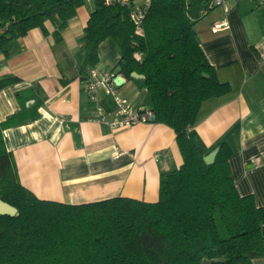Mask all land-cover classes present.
<instances>
[{
    "label": "trees",
    "instance_id": "obj_1",
    "mask_svg": "<svg viewBox=\"0 0 264 264\" xmlns=\"http://www.w3.org/2000/svg\"><path fill=\"white\" fill-rule=\"evenodd\" d=\"M85 1L0 0V51L7 54L10 42L32 28L46 33V21L60 41ZM92 1L80 73L86 76L97 63L99 44L113 39L120 50L118 73L144 76L152 121L174 131L182 164L160 174L155 202L39 199L19 182L1 133L37 118L35 101L0 123V200L18 211L0 215V264H253V257L264 255V207L252 195L237 193L228 167L232 152L224 141L200 153L188 136L201 104L230 91L200 48L187 16L191 0H151L143 36L134 34L128 7ZM17 80L0 77V90ZM214 149L213 164H205L203 156Z\"/></svg>",
    "mask_w": 264,
    "mask_h": 264
},
{
    "label": "crops",
    "instance_id": "obj_2",
    "mask_svg": "<svg viewBox=\"0 0 264 264\" xmlns=\"http://www.w3.org/2000/svg\"><path fill=\"white\" fill-rule=\"evenodd\" d=\"M195 1L187 16L218 80L230 91L201 104L188 136L200 153L224 141L232 152L228 167L237 193L252 195L256 206L264 207V5L226 0L225 10L200 0L190 9ZM92 8V0L78 7L58 42L46 21V33L32 28L10 42L7 54L0 51V77L18 78L0 90V123L39 103L37 118L2 129L3 142L19 182L39 199L75 205L112 197L155 202L160 174L182 164L175 133L156 121L119 130L89 121L94 106L80 68ZM214 23L223 27L214 32ZM97 56L92 68L118 73L120 50L113 39L99 44ZM118 75L123 80L118 94L149 108L144 81ZM98 103L105 110L116 108L102 93ZM252 262L264 264V255Z\"/></svg>",
    "mask_w": 264,
    "mask_h": 264
},
{
    "label": "built area",
    "instance_id": "obj_3",
    "mask_svg": "<svg viewBox=\"0 0 264 264\" xmlns=\"http://www.w3.org/2000/svg\"><path fill=\"white\" fill-rule=\"evenodd\" d=\"M241 1V0H236ZM255 1L264 5V0ZM151 0H105V4L118 3L128 7V17L134 26V34L143 36V20ZM214 6L226 7V0H212ZM223 27L222 23H214L212 30L214 32ZM134 57L140 59L141 55L135 53ZM119 76L114 70L91 68L86 73L83 80V90L86 92L89 101L93 104V114L89 121L107 126L111 130L125 129L137 124L149 123L153 120V112L145 106H134L117 92V86L114 83L115 78ZM110 96L116 106L114 110H105L98 103L100 94ZM257 161H259L257 159Z\"/></svg>",
    "mask_w": 264,
    "mask_h": 264
},
{
    "label": "water",
    "instance_id": "obj_4",
    "mask_svg": "<svg viewBox=\"0 0 264 264\" xmlns=\"http://www.w3.org/2000/svg\"><path fill=\"white\" fill-rule=\"evenodd\" d=\"M131 76L133 78H136V79L144 80L143 75H139L135 72H133L131 74ZM203 76H205V75H203ZM122 82H123V80L120 79L119 76H117L114 80V83L117 87L120 86ZM216 154H217V149H214L210 153H208L207 155L203 156L204 163L207 165L213 164ZM0 215L17 216L18 211L15 207H13V206L9 205L8 203L0 200Z\"/></svg>",
    "mask_w": 264,
    "mask_h": 264
},
{
    "label": "rangeland",
    "instance_id": "obj_5",
    "mask_svg": "<svg viewBox=\"0 0 264 264\" xmlns=\"http://www.w3.org/2000/svg\"><path fill=\"white\" fill-rule=\"evenodd\" d=\"M196 3H194V4H191V7H190V9H193L194 7H196V4H199L200 3V0H196L195 1ZM192 5H194V6H192ZM188 12V11H187Z\"/></svg>",
    "mask_w": 264,
    "mask_h": 264
}]
</instances>
